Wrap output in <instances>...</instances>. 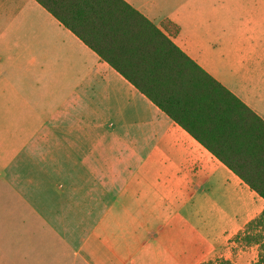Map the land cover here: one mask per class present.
Here are the masks:
<instances>
[{
  "label": "crops",
  "instance_id": "1",
  "mask_svg": "<svg viewBox=\"0 0 264 264\" xmlns=\"http://www.w3.org/2000/svg\"><path fill=\"white\" fill-rule=\"evenodd\" d=\"M122 1L202 73L141 65L149 99L35 0H0V209L40 216L0 224V264L231 262L264 211V0Z\"/></svg>",
  "mask_w": 264,
  "mask_h": 264
},
{
  "label": "trees",
  "instance_id": "2",
  "mask_svg": "<svg viewBox=\"0 0 264 264\" xmlns=\"http://www.w3.org/2000/svg\"><path fill=\"white\" fill-rule=\"evenodd\" d=\"M35 1L149 99L153 100L152 95L135 77L141 65L159 70L163 62L173 59L201 72L152 23L122 0ZM258 228L262 233H250ZM263 233L264 211L238 237L245 246L259 244V259L255 264H264V243L260 244ZM203 264L231 262L215 259Z\"/></svg>",
  "mask_w": 264,
  "mask_h": 264
},
{
  "label": "rangeland",
  "instance_id": "3",
  "mask_svg": "<svg viewBox=\"0 0 264 264\" xmlns=\"http://www.w3.org/2000/svg\"><path fill=\"white\" fill-rule=\"evenodd\" d=\"M163 2L164 0H160ZM2 157V156H1ZM2 184H4L2 182ZM6 205L4 199L0 198V206ZM28 209H0V224L2 223H15V222H30L39 219L38 214H30ZM241 245L237 243L227 245L221 254L230 255L231 264H255L252 261L255 259L256 250L254 249H244V243L242 241ZM241 250V251H240Z\"/></svg>",
  "mask_w": 264,
  "mask_h": 264
}]
</instances>
